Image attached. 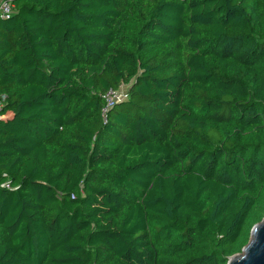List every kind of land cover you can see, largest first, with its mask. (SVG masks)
<instances>
[{
	"label": "trees",
	"instance_id": "obj_1",
	"mask_svg": "<svg viewBox=\"0 0 264 264\" xmlns=\"http://www.w3.org/2000/svg\"><path fill=\"white\" fill-rule=\"evenodd\" d=\"M11 5L0 264L239 254L264 218V0Z\"/></svg>",
	"mask_w": 264,
	"mask_h": 264
},
{
	"label": "water",
	"instance_id": "obj_2",
	"mask_svg": "<svg viewBox=\"0 0 264 264\" xmlns=\"http://www.w3.org/2000/svg\"><path fill=\"white\" fill-rule=\"evenodd\" d=\"M227 264H264V218L252 227L248 243Z\"/></svg>",
	"mask_w": 264,
	"mask_h": 264
},
{
	"label": "built area",
	"instance_id": "obj_3",
	"mask_svg": "<svg viewBox=\"0 0 264 264\" xmlns=\"http://www.w3.org/2000/svg\"><path fill=\"white\" fill-rule=\"evenodd\" d=\"M12 13H13V8H12V5H11V0H0V20H2V21L9 20V18L12 15ZM118 92H108L105 95L107 108L112 106V102H114L116 100H119V99H123L125 97V94H124V96L122 98L118 97ZM4 99L5 98L3 96H0V110H1L2 103H3ZM106 111L107 110L105 108V109H103L102 113L105 114Z\"/></svg>",
	"mask_w": 264,
	"mask_h": 264
},
{
	"label": "rangeland",
	"instance_id": "obj_4",
	"mask_svg": "<svg viewBox=\"0 0 264 264\" xmlns=\"http://www.w3.org/2000/svg\"><path fill=\"white\" fill-rule=\"evenodd\" d=\"M126 89H127V87H124V86L120 87V90L118 92V97L122 98L126 92Z\"/></svg>",
	"mask_w": 264,
	"mask_h": 264
}]
</instances>
